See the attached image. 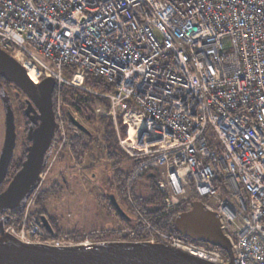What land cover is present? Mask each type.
Masks as SVG:
<instances>
[{"label":"built area","instance_id":"obj_1","mask_svg":"<svg viewBox=\"0 0 264 264\" xmlns=\"http://www.w3.org/2000/svg\"><path fill=\"white\" fill-rule=\"evenodd\" d=\"M0 49L33 71L35 86L51 77L54 88L83 87L85 73L113 84L99 94L128 128L127 187L149 173L167 210L189 203L175 218L202 201L234 264H264V0H0ZM51 105L67 141L61 101ZM145 228L143 242L229 262L210 243ZM44 235L26 209L0 240L71 246ZM127 235L119 242L142 243L133 228Z\"/></svg>","mask_w":264,"mask_h":264},{"label":"rangeland","instance_id":"obj_2","mask_svg":"<svg viewBox=\"0 0 264 264\" xmlns=\"http://www.w3.org/2000/svg\"><path fill=\"white\" fill-rule=\"evenodd\" d=\"M58 100L60 99L58 98ZM27 104L32 106L34 113L36 111L39 116L40 106L38 104V96L32 91H26L16 83L0 77V159L4 151L10 116H13L14 119L15 136L11 157L15 159L21 153L23 145L31 144L26 134L27 120L22 115L23 108ZM65 109L66 106L61 101V112L63 113L64 110L65 113ZM96 113L98 117L93 124L87 123L81 120L78 115L73 114L89 130L90 135L80 131L76 127L68 130L67 124H65L67 120L64 116L65 133L67 135L70 133L81 135L87 141L88 149L76 153L71 151L67 141H63L60 138L59 130H54V136H52L50 146L45 151L41 163L40 172L42 181L40 182V186L37 189L29 190L22 198L20 206L2 209L0 213L1 229L4 226V216L8 215L14 218L19 214L18 217L20 218L26 209L29 214H36L38 196L56 184L61 187V191L57 195L48 197L45 208L47 215L55 218L64 229H75L80 234L85 235L92 231L115 229L121 235L127 233L132 228V226H127L126 222L121 220L116 213L117 211L108 205L106 199L110 193L117 194V182L114 180V174L115 170L120 168L125 174L126 198L130 205L134 206L131 187L128 188L126 185L127 172L131 166V160H129L128 156L125 159H117L109 155L113 148H117L119 151L125 153L119 145V140L122 138L120 136V129L125 127L124 132L127 135L126 131L128 128L126 125H123L121 115L117 117L116 127L108 113V109L106 110L102 106H97ZM103 115L106 116V120L102 119ZM109 120L111 121V126L106 125V122ZM113 130L115 131V145L109 142L113 143V139L107 140L108 133L113 132ZM114 164L117 165L115 166ZM136 180H138L137 193L143 197L148 196L149 189L147 185L149 182L145 178H138ZM152 183L157 187L154 180ZM6 186L7 184H3L0 189L3 190ZM161 194L163 200V193ZM187 205H189L187 201L181 202L179 204V206H182L181 210L177 211L175 209L172 211L167 210L165 207L164 212L170 214L173 219ZM128 213L132 216L129 224L134 225V215L131 212ZM122 239L125 238L116 237L113 240L93 241L85 237L82 241L74 242L63 239L61 241L64 244L80 247L87 244L103 246L119 242Z\"/></svg>","mask_w":264,"mask_h":264},{"label":"water","instance_id":"obj_3","mask_svg":"<svg viewBox=\"0 0 264 264\" xmlns=\"http://www.w3.org/2000/svg\"><path fill=\"white\" fill-rule=\"evenodd\" d=\"M0 76L16 83L26 91L38 96L40 106L39 122L29 135L31 144L25 162L13 175L4 190L0 192V208L18 203L31 188L40 170L44 153L48 149L54 133V118L51 95L54 79L46 77L35 86L24 68L8 53L0 49ZM70 122L80 131L89 134V130L69 114ZM14 123L10 116L4 151L0 159V180L3 177L14 145ZM110 202L120 213L125 214L114 194H108ZM45 227L49 226L42 219ZM173 226L179 234L194 240H201L220 246L229 255L227 264H234L233 249L229 240L219 229V220L215 212L204 207L200 200L191 203L189 211L179 214ZM0 264H218L194 256L177 248L151 244L147 242H115L103 246L82 245L47 246L39 243H22L0 240Z\"/></svg>","mask_w":264,"mask_h":264},{"label":"trees","instance_id":"obj_4","mask_svg":"<svg viewBox=\"0 0 264 264\" xmlns=\"http://www.w3.org/2000/svg\"><path fill=\"white\" fill-rule=\"evenodd\" d=\"M68 69V68H66ZM70 70V69H69ZM1 77V76H0ZM83 87L73 86L69 84H61L59 87L54 88L52 95H51V104H54L57 99L59 98L61 101H63L64 105L66 106L65 109V119L67 120V129L69 130L72 127H75L69 120V114H75L80 117L81 120L93 124L95 122L97 116L96 108L97 106H102L106 110L108 109V100L105 96L99 94V92H109L113 91V84L107 83L104 79L100 77L93 76L90 73H85L83 82ZM30 108V107H29ZM32 109L33 112H30L27 108V105L25 108H23L22 115L27 120L26 121V134L27 138L30 140L31 143V137L29 135L30 130H32L36 125L38 124L39 117L34 109ZM103 120H106V116H102ZM106 125L111 126V121H107ZM125 127L120 129V136H125ZM90 135V133L88 134ZM108 139H113V143L110 142V144L115 145V131L108 133L107 135ZM67 143L70 147L71 151L78 152V151H84L88 149L87 141L83 139L81 135L77 134H68L67 135ZM30 145L26 144L23 145L22 151L15 159L12 156L9 158V162L7 164V167L4 171L3 177L0 180V188L3 184H8L11 180V176L13 175L21 168L23 163L26 160L28 151H29ZM66 147V146H65ZM111 157H116L117 159H125L127 158V155L119 151L117 148H113L110 152ZM129 158V157H128ZM14 159V160H13ZM129 160H131L129 158ZM14 161V162H13ZM13 162V164H12ZM115 166L117 164H114ZM140 178H145L149 183L147 185V188L149 189V195L146 197L141 196L137 193V181H134L131 185V195L133 199V204L135 206L130 205L126 198L125 193V174L122 172L120 168H117L115 170L114 174V180L117 182V194H114L118 204L120 207L124 210L125 214H120L112 205L110 202L109 197L107 196V202L108 205L111 208H114L117 212V215L126 222L127 226H132V228L135 230V239H137L140 242L145 241L149 235L151 234L150 230H147L145 228V221L149 223L151 226L156 228L158 231L166 232L170 234H179L177 231H175L173 222L175 220V217L172 219L170 214H166L165 206L162 200V194L157 189L156 186H154L153 177L146 173ZM139 178V179H140ZM1 191V189H0ZM61 191V187L56 185L51 186L49 189L42 192L41 195L38 196L36 201V215L42 220L46 219V221L49 223L48 227H45L43 225L44 229V239H58V240H71V241H82L87 237V239L93 240V241H102V240H113L116 237H122L127 238V233L119 235L115 229H106V230H99V231H92L89 232L87 235L80 234L78 230L72 229V230H66L64 229L60 223L53 217H50L47 215V210L45 208L46 200L51 195H57ZM193 200V199H192ZM192 200H189L191 202ZM182 206H177L176 210H181ZM2 211V208H0V213ZM131 212L134 215V225H130V221L132 220V216L128 213ZM18 213V211H17ZM19 215V214H18ZM18 215L16 217L12 218L11 216H4L3 223L5 224H16L18 222ZM1 217V216H0ZM1 232V228H0ZM182 237L189 239L196 243L205 244L204 241L201 240H194L187 236H184L182 234H179ZM125 239H122L120 241H123ZM211 248L220 250L222 253L226 254V250L220 246L209 244Z\"/></svg>","mask_w":264,"mask_h":264},{"label":"bare ground","instance_id":"obj_5","mask_svg":"<svg viewBox=\"0 0 264 264\" xmlns=\"http://www.w3.org/2000/svg\"><path fill=\"white\" fill-rule=\"evenodd\" d=\"M27 74H28L29 78H30L32 81H35L36 77H35V74L33 73L32 70L28 71ZM74 82H75V83H78V80L76 79V77L74 78ZM85 246H89V245L87 244V245H85Z\"/></svg>","mask_w":264,"mask_h":264},{"label":"flooded vegetation","instance_id":"obj_6","mask_svg":"<svg viewBox=\"0 0 264 264\" xmlns=\"http://www.w3.org/2000/svg\"><path fill=\"white\" fill-rule=\"evenodd\" d=\"M29 107H30V108H33L32 106H30V105L27 104V108H28V110H29L30 112H33L32 109H30ZM35 114L38 115V113H35ZM38 117H39V116H38ZM12 119H13V116H12ZM38 119H39V118H38ZM13 121H14V119H13ZM38 122H39V121H38ZM4 189H5V188H4ZM4 189H3V190H4ZM1 191H2V190H1ZM1 191H0V192H1Z\"/></svg>","mask_w":264,"mask_h":264}]
</instances>
